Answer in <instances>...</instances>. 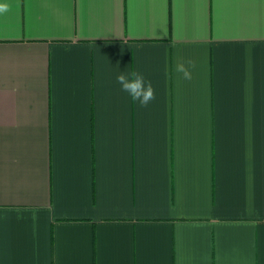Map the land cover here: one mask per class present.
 I'll list each match as a JSON object with an SVG mask.
<instances>
[{
    "label": "crops",
    "instance_id": "0c3cea01",
    "mask_svg": "<svg viewBox=\"0 0 264 264\" xmlns=\"http://www.w3.org/2000/svg\"><path fill=\"white\" fill-rule=\"evenodd\" d=\"M0 4V264H264V0Z\"/></svg>",
    "mask_w": 264,
    "mask_h": 264
},
{
    "label": "clouds",
    "instance_id": "9594fccd",
    "mask_svg": "<svg viewBox=\"0 0 264 264\" xmlns=\"http://www.w3.org/2000/svg\"><path fill=\"white\" fill-rule=\"evenodd\" d=\"M8 10L6 4H0V13ZM177 73L183 75L184 79H191V72L183 62H178L175 68ZM120 90L128 94L133 103L140 107H147L150 102L156 99V92L150 81H146L144 75L139 71H123L116 77Z\"/></svg>",
    "mask_w": 264,
    "mask_h": 264
}]
</instances>
